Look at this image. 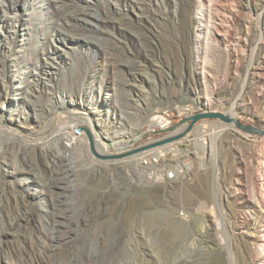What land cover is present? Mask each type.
<instances>
[{
    "label": "rangeland",
    "instance_id": "rangeland-1",
    "mask_svg": "<svg viewBox=\"0 0 264 264\" xmlns=\"http://www.w3.org/2000/svg\"><path fill=\"white\" fill-rule=\"evenodd\" d=\"M165 110L230 118L177 183L80 129L115 155ZM0 264H264V0H0Z\"/></svg>",
    "mask_w": 264,
    "mask_h": 264
},
{
    "label": "built area",
    "instance_id": "built-area-1",
    "mask_svg": "<svg viewBox=\"0 0 264 264\" xmlns=\"http://www.w3.org/2000/svg\"><path fill=\"white\" fill-rule=\"evenodd\" d=\"M170 126H172L171 113L168 110L158 112L145 122L142 126L143 131L140 132V135L148 136V142H150L154 140L153 136L156 135L155 131L166 129ZM73 128H76L75 130L73 129V132L77 135L74 137L69 136L68 140L74 143L76 137L79 133H82V131L78 129V126ZM181 142L180 138L134 154L136 155L135 160L138 166L137 180L138 178V181L143 179L152 184L177 183L183 180L186 176V169L184 166V157L186 154L179 148ZM134 143L133 140H129L123 145L116 143L112 148L115 152H123L134 148Z\"/></svg>",
    "mask_w": 264,
    "mask_h": 264
},
{
    "label": "water",
    "instance_id": "water-1",
    "mask_svg": "<svg viewBox=\"0 0 264 264\" xmlns=\"http://www.w3.org/2000/svg\"><path fill=\"white\" fill-rule=\"evenodd\" d=\"M212 117H220L223 120H227L230 119L229 117L218 113V112H201V113H197L188 117H183L181 118L178 122H176L174 125L166 128V129H161V130H157L155 131V134H161V137L154 139L153 141L147 142L145 144H141L138 145L130 150H126L120 153H117L115 155H101L98 154L95 149H94V144H93V137L91 135V133L89 132V130L85 127H80V129H83L89 139L90 142V147L92 152L94 153L95 156L99 157V158H103V159H111V158H120V157H125L128 155H134V154H138L146 149L149 148H153L156 146H160L175 140H178L180 138H182L195 124H197V122L201 119L204 118H212ZM188 125L186 126V128L181 131V132H177L176 129L178 127H181L183 124L187 123ZM239 126L244 127L243 125L239 124L238 122H236Z\"/></svg>",
    "mask_w": 264,
    "mask_h": 264
},
{
    "label": "bare ground",
    "instance_id": "bare-ground-1",
    "mask_svg": "<svg viewBox=\"0 0 264 264\" xmlns=\"http://www.w3.org/2000/svg\"><path fill=\"white\" fill-rule=\"evenodd\" d=\"M65 12V11H64ZM69 14V13H68ZM73 14H75V12H73ZM63 15V14H62ZM67 14H65V16H66ZM78 15V14H77ZM64 16V17H65ZM70 16H72L71 15V12H70V15L68 16L67 15V18L69 19V17ZM75 16V15H74ZM82 17H83V15H81ZM80 17V16H79ZM86 17V16H85ZM98 17V16H97ZM76 18V17H75ZM88 18V17H87ZM83 19V18H82ZM84 19H86V18H84ZM98 19V18H97ZM66 20V19H65ZM90 21V20H89ZM90 23V22H89ZM77 25V24H76ZM74 26V25H73ZM94 26V25H93ZM75 27L76 26H74L73 28L75 29ZM66 28V27H65ZM80 28V27H79ZM85 28V27H84ZM84 28L82 29V30H84ZM76 30V29H75ZM79 30V29H78ZM80 32H81V30H80ZM78 33H79V31H78ZM72 34H74V32L72 33ZM75 36V35H74ZM76 101L74 100V102L73 103H75ZM77 103V102H76ZM82 117L84 118L85 117V122L84 123H86L90 128H93V125H92V119L90 118V117H88V116H84V115H82ZM66 127V126H65ZM64 127V128H65ZM69 127H74V126H69ZM74 129V128H73ZM12 134V133H11ZM68 135V134H67ZM204 135L205 134H201L199 137H197V139H196V141H197V144H198V147L199 148H201L202 149V151H204L206 148H208L209 147V144H208V142H207V139L204 137ZM69 136V135H68ZM67 136V137H68ZM84 137H85V134L82 132V133H79V135L76 137V140L74 141V143H76L77 142V144H78V146H80L79 148L80 149H83V141H85L84 140ZM97 139H96V143L95 144H97V145H100L99 143V141H101L100 139H98V137H96ZM69 138H67V140H68ZM104 142H102V144H103ZM67 145H71V146H73V141H70V142H68L67 143ZM84 145H85V142H84ZM103 148V147H102ZM102 153H105L106 152V150L105 149H102V151H101ZM135 157H136V155H131V156H127L126 157V159H125V161H130L131 159H135ZM107 162V161H106ZM9 165H11L12 164V167H13V169H15L16 168V166H14V164L13 163H8ZM28 178H30V176H27L26 177V179H28ZM31 179V178H30ZM138 180H139V178H138ZM44 205V204H43ZM45 206V205H44Z\"/></svg>",
    "mask_w": 264,
    "mask_h": 264
}]
</instances>
